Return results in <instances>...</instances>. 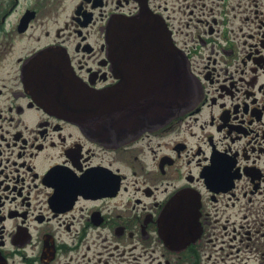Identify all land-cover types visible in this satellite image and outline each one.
<instances>
[{
    "label": "flooded vegetation",
    "instance_id": "af4514ba",
    "mask_svg": "<svg viewBox=\"0 0 264 264\" xmlns=\"http://www.w3.org/2000/svg\"><path fill=\"white\" fill-rule=\"evenodd\" d=\"M136 17L160 62L111 55ZM37 58L113 104L45 108ZM0 264H264V0H0Z\"/></svg>",
    "mask_w": 264,
    "mask_h": 264
},
{
    "label": "water",
    "instance_id": "95a60500",
    "mask_svg": "<svg viewBox=\"0 0 264 264\" xmlns=\"http://www.w3.org/2000/svg\"><path fill=\"white\" fill-rule=\"evenodd\" d=\"M121 23L122 27L125 29L126 32L133 33L135 31V28L137 24L144 23L142 20L137 21H125V22H119L112 21L109 24V27L107 29V40L110 45V49L113 51V44L115 39V34L118 25ZM134 27V28H133ZM158 30V27L154 25L152 28V31ZM126 37V35L124 36ZM124 37L122 36V40H124ZM122 47V56L123 57H132L133 56V44L131 43L130 39L128 38L125 42L121 43ZM167 49V44L165 43H153L151 47L143 45V51H142V57H144V61H148L151 58L152 60H161V54L162 51ZM151 51V52H150ZM36 71H39L40 69L35 66L34 68ZM170 79V83H171ZM35 87L37 90L47 98H51V100L56 103V109L60 112L65 113L66 112V103L68 100L73 99L76 95L86 97V94L80 90V87L76 84V81L72 78H62V79H55V78H49L45 74L41 78L34 79ZM173 82V81H172ZM174 83V82H173ZM175 88V87H174ZM180 199L176 198L174 199L170 206L169 211H178L180 204ZM176 216V215H175ZM173 229L176 231L178 230L179 224L177 222L172 223Z\"/></svg>",
    "mask_w": 264,
    "mask_h": 264
}]
</instances>
